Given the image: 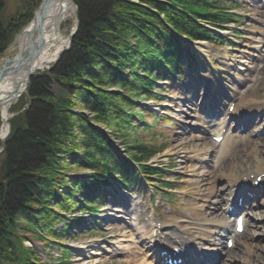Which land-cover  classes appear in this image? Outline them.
<instances>
[{"label": "trees", "instance_id": "16d2710c", "mask_svg": "<svg viewBox=\"0 0 264 264\" xmlns=\"http://www.w3.org/2000/svg\"><path fill=\"white\" fill-rule=\"evenodd\" d=\"M218 1L73 0L77 28L70 45L49 71V78H31L22 127L14 128L4 142L8 172L0 182V264H39L33 252L23 247V239L15 240L12 230L17 217L25 220V231L38 238L45 233L58 239L48 225L30 220V215L48 219L53 205L64 213L74 209L95 211V190L114 175L127 181L130 166L97 125L103 129L101 124L107 126L110 117L114 126L121 117L126 121L129 112L123 115V107L132 106V97L126 92L144 94L143 87L150 85L147 72L156 69L159 61L176 64L181 48L172 32L189 39L211 38L196 20L221 23L225 16L220 15ZM1 7L0 2V12ZM7 41V28L0 20V55ZM52 82L62 87V95L51 94ZM72 99L91 116L73 112L76 104ZM74 132L80 134L81 154L80 158L71 155V166L88 171V175L78 182L82 203L77 200L67 209L68 205L56 201L57 186L51 183L64 173L60 156L71 154L68 142L75 137ZM126 153L138 163L154 154L149 146L141 144L127 146ZM142 171L152 174L146 168ZM60 220L68 221L61 215Z\"/></svg>", "mask_w": 264, "mask_h": 264}, {"label": "rangeland", "instance_id": "374dc122", "mask_svg": "<svg viewBox=\"0 0 264 264\" xmlns=\"http://www.w3.org/2000/svg\"><path fill=\"white\" fill-rule=\"evenodd\" d=\"M43 1L44 0H0L2 5L0 20L3 26L7 28L8 32L7 45L3 53L0 55V67L2 62L11 58L16 53L20 35L28 27L36 10ZM213 1L216 2V0ZM246 1L248 0H241L239 2V9L237 11L243 16H248L252 21L247 19L241 20V31L245 33L246 29L247 32H260L262 20L258 17L257 13L253 11V7L251 9L248 6L246 7ZM258 7H260V5H258ZM74 22H71L70 20L64 21L60 27L61 36L69 39L68 44L63 51L69 47L71 42L70 38L72 34L76 32L77 15ZM233 35L234 33L230 32L226 36L230 39H235L238 41V44L243 43L242 41H239L240 38L237 40L235 37L236 34L234 37ZM238 44H234V46H236L235 48H224V52L228 55L239 56V52H241L242 49L245 50V47H249V45L246 44V46L242 45L241 48ZM212 50L213 49L210 48V45L207 43L190 45V54H193L199 59V61H204V63L205 60L211 57L210 52H212ZM56 62L57 61H54L47 67L37 70L29 76L25 91L9 108V134L14 128L22 127L23 118L30 101L27 89L31 78L39 76L49 78V76H51L49 71ZM224 63L226 62L223 60L209 61V69L206 73L208 81L211 80L212 83L221 86L228 81L227 79L231 80V77H236L237 73L224 65ZM137 68L138 67H135V69ZM251 70H253V67ZM251 70L247 72V80L243 82V84L246 85L243 90L244 98H258V101H264V59L258 62L253 71ZM138 71L140 72L142 70L139 69ZM221 78H224V80H221ZM200 81L201 79L199 78L197 82L196 80L195 82L194 80H190V82H194L195 84L190 83V88L185 89V93L181 91L180 94L179 92H176L175 88L168 86V88L165 89L166 102L164 104H156L151 101L146 102L143 101L141 96H138V93L131 94L126 92L132 97V99H134L133 101L136 102L135 106L129 105V109L128 107H123L126 111L123 115H127L128 112L129 114H134V116L130 118V121L126 122V117H121V120H116L118 121V126H114V118L112 119V123H110V117L107 126H105L106 123H104V125L100 123L105 128L106 133L110 136L109 138L112 140V147L115 151L117 149L118 155L121 154L120 151H126L127 146L135 144L147 145L151 147V151L161 152L154 157H150L145 163L149 167L156 166L160 169H167L169 175H167L168 177L166 175L164 176L167 177V181L170 184L175 186L173 192H166V194L169 195L166 202L167 204L168 202L173 203L174 207L179 209L172 210L171 208H168V206L166 207V205L163 206L158 204V211H156L158 218L163 219L166 224L181 225L182 218L185 224L190 221L191 211L195 212V208L204 205L203 201H200V199L204 201L206 200L201 196H196V200L190 193V191H192L190 183L199 180V176L201 175L200 172H204L205 175L208 176L206 169H203V167H200L193 162L195 154H189V144L192 145V140L188 145L180 147V153L174 154L172 150V145L174 143L183 144L189 140H187V138L190 137V133L184 135L186 139L181 137L182 132L179 130L181 126L187 127L189 130L194 128L199 130V132L202 130L203 124L195 123V117H193L195 114L193 111L199 110L198 106H193V104L201 103V100L205 95V92L201 87L202 84L200 85ZM211 82L209 83L211 84ZM61 88L60 85L52 82L49 89L51 94L53 93V95L57 97L62 95ZM164 88L165 84L163 83L157 85V89ZM196 88L201 90L194 91ZM236 88L237 87L235 86V89ZM172 96L177 97L173 101L172 99H169L168 101L167 99ZM72 102L76 104L73 106V112L77 113L83 109L86 115L91 116V113L88 110L85 111V108L81 106L76 99H72ZM166 115L172 119L173 123L171 125H165L162 123L163 120L160 118L166 119ZM202 120H205L204 114H202ZM130 123H135L134 125L136 128H134L133 131L130 130ZM74 133L75 137L68 142L71 154L60 156V167L64 173H61L62 177L55 176L57 182L53 183V181L51 183L53 186H57L56 195L58 198H55L56 201H62L61 204L68 205L67 209L72 208L70 205L71 203L73 204L75 201L80 200L81 195L77 188L81 187V184L78 182H82L81 179L88 175V171L71 166L73 162L71 155L80 158L81 154L79 144L80 134L77 132ZM204 137H206V133H204ZM4 142H0V161L3 158ZM209 146L211 147L210 144ZM185 153L187 154L186 156H184ZM133 155L135 156L136 154ZM195 174H197V176ZM5 178L4 180L0 179V182H4ZM223 183L224 182L220 183V185ZM201 189L202 193V185ZM109 191L111 194L114 192V196L105 203L104 207L101 208L95 216L80 214L78 212L79 210L73 211L72 214L71 212L64 213L59 207H55V205L51 207V213L47 216L48 219H45L42 216L39 218L37 215H34V213L30 215V220H36L39 224L44 222L48 225L49 229L54 231V235H58V239L47 237L44 231L41 232L44 233L42 234L44 236L38 238L30 231H25V220L22 217H17L16 222H14V230H12V233L15 235V240L17 238H22L23 247L33 252L34 257L39 264H155L152 260L153 257L151 252L147 248V241H144V244L140 243L142 240L140 239V236L142 234H144L145 237L150 235L148 225V216L150 214L148 213L149 208H154V205H156L158 200L163 203L166 197L163 193L157 194L155 203L153 204V201H150L149 199L150 194L145 195L147 200L144 201L141 200L142 195L140 194L142 192L140 194L133 192L127 195L125 191H120L115 184L109 188ZM70 195H74V198L70 199ZM219 196L221 195H218V197ZM144 204H146V206H144ZM133 207L134 209H132ZM145 209L146 211L144 212ZM180 209H182V211H180ZM59 214L68 221H61L60 216H58ZM75 220L78 222L77 224H73L76 223L74 222ZM68 224L69 226H67ZM135 224L138 226H135ZM132 225L133 228L131 227ZM137 227L140 228L137 229ZM262 231L263 234H261ZM168 232L174 233L173 228L170 227ZM256 232H258V238H262L264 236V226L260 225ZM252 235L251 239L255 240L254 242H257L258 239H255L257 234ZM223 241L221 244L222 246ZM259 243L264 244V237ZM258 252L260 251L258 250ZM256 254L260 255L259 253ZM234 264L240 263L236 262Z\"/></svg>", "mask_w": 264, "mask_h": 264}, {"label": "bare ground", "instance_id": "6f19581e", "mask_svg": "<svg viewBox=\"0 0 264 264\" xmlns=\"http://www.w3.org/2000/svg\"><path fill=\"white\" fill-rule=\"evenodd\" d=\"M255 1L259 0H253ZM36 20L38 13H35ZM30 23V32L24 34L21 37L18 49L16 53L11 58L1 63L0 67V142H4L10 132V126L8 124V112L11 105L16 102L18 97L25 91L28 84V77L37 70H41L54 61H56L61 55L63 49L68 44V38H63L60 33V27L64 21L70 20L74 22L76 20L75 14V4L73 0H48L41 10V17L38 19V22ZM264 21V17H263ZM75 24V22H74ZM75 27V26H74ZM28 30V31H29ZM73 30V28H72ZM33 31V32H32ZM242 59L241 57H238ZM239 64H243V61H238ZM150 85L148 87H151ZM208 100L202 105L204 109L208 104H211L213 101L210 95H207ZM128 107V106H127ZM129 109V107H128ZM241 110L238 105H236V111ZM202 139H205L202 137ZM195 142V140H194ZM206 143V141H204ZM235 138L227 136L224 142L222 143V149L220 154L217 157V162L220 164L221 170H226L227 175L231 177V180L228 179L229 183L235 181L236 184L240 177L249 176L248 171L254 169L260 174H264V142H261V146L258 149L253 148L249 144L240 145L238 150H234ZM190 143V142H189ZM189 144L191 153H195L197 150L192 151L193 149H198L199 145L202 144ZM184 146V143H174L172 145V150L175 154L180 153V147ZM229 155L228 162H224L222 157ZM261 170V171H260ZM247 174V175H246ZM199 183V182H198ZM198 190V188H194ZM213 188L207 190V197L213 196ZM222 200V199H221ZM208 199L205 201L204 205L199 206L197 210L199 213L197 220L192 224V229L195 231H200L202 233H207V229L210 227L217 228L221 233L227 231L228 223L222 217L220 212V203L222 201H211V204H207ZM263 211H264V202H263ZM261 219V225L264 226V213L257 215ZM219 231V232H220ZM218 234H221L219 233ZM255 233V232H254ZM252 234V233H251ZM263 234V231L261 232ZM209 238L204 239L206 243L212 245H219V239H213L209 233ZM201 239V238H200ZM260 238L259 240H261ZM195 239H193V244ZM202 240V239H201ZM235 240L234 249L232 251H226L224 255H227V260L241 262V264H264V244L260 243H249L245 240ZM215 243V244H214ZM245 255H255L253 260L244 258L243 255H239L241 251ZM258 250L260 252H258ZM215 252V250H211ZM260 255H257L256 253ZM255 253V254H254Z\"/></svg>", "mask_w": 264, "mask_h": 264}, {"label": "water", "instance_id": "95a60500", "mask_svg": "<svg viewBox=\"0 0 264 264\" xmlns=\"http://www.w3.org/2000/svg\"><path fill=\"white\" fill-rule=\"evenodd\" d=\"M47 1H48V0H44V1L40 4L39 8L36 10L35 13H38V15H37V20H36V16H35L36 14H35L34 17L32 18V21H31L30 23H34L35 20H36V22H38V19H40V17H41V10H42V7L44 6V4H45ZM30 26H31V24H29L28 27L22 32V34L20 35V38H19V42H20L21 37H23L24 34H27V33L30 32V30H29V29H30ZM28 30H29V31H28ZM32 32H33V31H32ZM73 34H74V33H73ZM73 34H72V36H73ZM72 36H71V37H72ZM27 81H29V77H28ZM7 172H8L7 159H6L5 156H3V158H2L1 161H0V179H1V180H4L5 176L7 175Z\"/></svg>", "mask_w": 264, "mask_h": 264}]
</instances>
